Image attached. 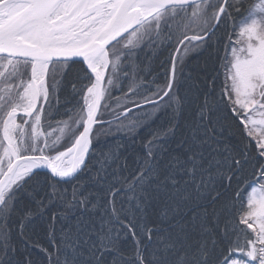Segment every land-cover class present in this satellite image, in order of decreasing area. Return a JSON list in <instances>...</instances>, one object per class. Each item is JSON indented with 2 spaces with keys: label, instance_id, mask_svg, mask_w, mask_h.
<instances>
[{
  "label": "snow or ice",
  "instance_id": "1",
  "mask_svg": "<svg viewBox=\"0 0 264 264\" xmlns=\"http://www.w3.org/2000/svg\"><path fill=\"white\" fill-rule=\"evenodd\" d=\"M0 264H264V0H0Z\"/></svg>",
  "mask_w": 264,
  "mask_h": 264
},
{
  "label": "trees",
  "instance_id": "2",
  "mask_svg": "<svg viewBox=\"0 0 264 264\" xmlns=\"http://www.w3.org/2000/svg\"><path fill=\"white\" fill-rule=\"evenodd\" d=\"M62 100H63V97H62Z\"/></svg>",
  "mask_w": 264,
  "mask_h": 264
}]
</instances>
